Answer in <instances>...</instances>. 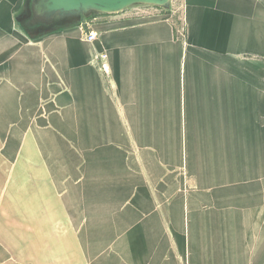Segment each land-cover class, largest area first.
I'll use <instances>...</instances> for the list:
<instances>
[{
	"label": "crops",
	"instance_id": "crops-1",
	"mask_svg": "<svg viewBox=\"0 0 264 264\" xmlns=\"http://www.w3.org/2000/svg\"><path fill=\"white\" fill-rule=\"evenodd\" d=\"M28 1L0 0V197L14 201L23 172L24 196L46 204L37 257L31 248L23 264L145 263L130 253L141 252L148 233L159 244L165 169L158 158L145 161V124L151 140L170 139L172 169L181 160L188 182L198 140L199 170L216 171L217 202L264 214V0H170L168 14L134 6L88 14L82 30L91 42L74 24L32 40L42 27L30 30L25 17L19 28L15 19ZM84 124L107 125L92 126L97 140L83 146ZM153 144L147 154L159 155ZM139 214H151L155 227L132 226ZM0 251V264H19L12 244L0 239Z\"/></svg>",
	"mask_w": 264,
	"mask_h": 264
},
{
	"label": "rangeland",
	"instance_id": "rangeland-1",
	"mask_svg": "<svg viewBox=\"0 0 264 264\" xmlns=\"http://www.w3.org/2000/svg\"><path fill=\"white\" fill-rule=\"evenodd\" d=\"M28 2L24 5L23 10L15 14L18 27L20 26V19L25 17L27 19L29 17ZM172 2L173 0H171ZM133 6L137 7V10L141 12L153 10L162 14H168L169 8H173L172 6L170 7V2L166 7L141 4ZM89 14H94V12ZM83 17L82 19L79 17V19L71 23L66 24L60 21L51 26L36 29L31 32V38L34 40L37 36L44 34L66 33L64 30L74 24L78 28L81 27L80 39L91 42L96 37L89 41L87 34L84 35V30L86 32L87 29L85 27L82 30ZM70 125L72 126V124ZM88 125L92 130V126L95 129L107 124H84L83 128L85 131L80 132L83 146H87L88 143L92 144L97 140L93 133L94 129L92 131L88 130ZM151 125L145 124L146 134L143 144L145 161L155 163L158 158L160 163L163 162L165 164V169L159 170L161 201L159 244L155 235L151 233L145 234L144 237L142 236L143 248L141 252L139 250L137 252L133 251L130 253V257L135 258L136 254L138 256L141 254L145 262L144 264L152 263L154 258H158L160 264H221L222 260L224 264H264V214H258L257 210L253 214V206H251L249 214H239L241 209L247 208L245 207V203L230 202L222 204L217 202L214 192L217 188L213 185L216 171L208 170L207 172L205 169H202L203 171L199 170L198 140H192V181L188 182L189 177L185 174L186 172L181 160L180 162L176 160V169H172L174 156L171 152L168 154L167 151V148L171 145L170 139L161 136L158 144L157 140H151L148 137L147 134ZM165 131H167V128ZM153 141L161 149L159 155L153 156L147 154V150L154 145ZM202 172H204L203 178L199 175ZM205 172L208 173L206 179H204ZM36 173L40 176L39 170L31 171L33 181H35L34 175ZM148 174L150 175V180L151 178L155 180L152 170ZM147 177L146 171L145 180L148 181ZM26 182L28 184L29 181ZM15 183L17 188H15L16 193L13 196L14 201L8 202V197L5 195L0 197V239L1 242L10 243L14 246L17 262L23 264L24 258L29 257L27 254L31 248L33 249L32 258L37 257L38 245L41 243L40 212L41 214L46 213V204H43L44 196L42 197V208L39 196H37V200L32 198L30 201V195L24 196L23 172H19L18 175L16 173ZM199 183L204 187H200ZM38 187L40 191L43 190L40 181L38 182ZM50 195H48V199ZM184 196L191 198V210L188 214H186L184 206L181 205L184 201ZM200 200L203 202H200ZM221 205H224V207L220 208ZM56 206L54 199L52 202H49V208L52 210L55 211ZM221 210L229 212H225L228 214H221ZM143 215L139 214L132 226L137 224L141 228V222H143L146 228H151L153 225L155 227L156 220L151 219V214ZM55 236H53L54 239ZM137 245L139 247V241ZM158 246L159 250H157ZM64 247H69V243L64 242ZM79 252L80 254L83 253V251ZM49 253L51 252L49 251ZM70 253L73 254V252Z\"/></svg>",
	"mask_w": 264,
	"mask_h": 264
},
{
	"label": "water",
	"instance_id": "water-1",
	"mask_svg": "<svg viewBox=\"0 0 264 264\" xmlns=\"http://www.w3.org/2000/svg\"><path fill=\"white\" fill-rule=\"evenodd\" d=\"M170 0H30L25 26L30 30L48 27L71 16L113 13L133 5L168 6Z\"/></svg>",
	"mask_w": 264,
	"mask_h": 264
},
{
	"label": "built area",
	"instance_id": "built-area-1",
	"mask_svg": "<svg viewBox=\"0 0 264 264\" xmlns=\"http://www.w3.org/2000/svg\"><path fill=\"white\" fill-rule=\"evenodd\" d=\"M95 38V35L94 34H92L91 32H89L88 34H87V39L90 41V40H93Z\"/></svg>",
	"mask_w": 264,
	"mask_h": 264
},
{
	"label": "bare ground",
	"instance_id": "bare-ground-1",
	"mask_svg": "<svg viewBox=\"0 0 264 264\" xmlns=\"http://www.w3.org/2000/svg\"><path fill=\"white\" fill-rule=\"evenodd\" d=\"M80 18L83 17V16H79ZM79 17H76V16H71L69 18H64L62 19L61 21L64 22L65 20H68V19H72V18H79ZM51 26V25H50Z\"/></svg>",
	"mask_w": 264,
	"mask_h": 264
}]
</instances>
